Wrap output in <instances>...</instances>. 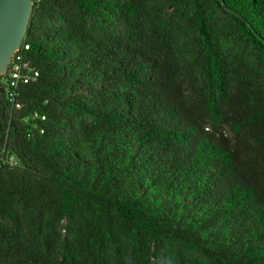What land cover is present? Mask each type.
I'll return each instance as SVG.
<instances>
[{
    "label": "trees",
    "instance_id": "1",
    "mask_svg": "<svg viewBox=\"0 0 264 264\" xmlns=\"http://www.w3.org/2000/svg\"><path fill=\"white\" fill-rule=\"evenodd\" d=\"M20 52L0 264H264V0H43Z\"/></svg>",
    "mask_w": 264,
    "mask_h": 264
},
{
    "label": "water",
    "instance_id": "2",
    "mask_svg": "<svg viewBox=\"0 0 264 264\" xmlns=\"http://www.w3.org/2000/svg\"><path fill=\"white\" fill-rule=\"evenodd\" d=\"M32 10L31 0H0V76L24 40Z\"/></svg>",
    "mask_w": 264,
    "mask_h": 264
},
{
    "label": "built area",
    "instance_id": "3",
    "mask_svg": "<svg viewBox=\"0 0 264 264\" xmlns=\"http://www.w3.org/2000/svg\"><path fill=\"white\" fill-rule=\"evenodd\" d=\"M42 1L31 0L32 6L38 5ZM25 48L27 49V46ZM3 75L6 76L4 81L7 85L8 101L13 109L18 110L21 108L17 93L19 86L35 82L38 77V71L30 62L23 59L19 48L13 54L7 70ZM17 164L18 161L14 154H10L3 147H0V165L16 166Z\"/></svg>",
    "mask_w": 264,
    "mask_h": 264
}]
</instances>
